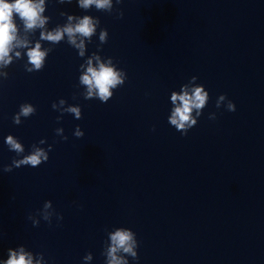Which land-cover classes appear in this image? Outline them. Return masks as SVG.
<instances>
[{"label":"clouds","instance_id":"obj_1","mask_svg":"<svg viewBox=\"0 0 264 264\" xmlns=\"http://www.w3.org/2000/svg\"><path fill=\"white\" fill-rule=\"evenodd\" d=\"M42 4L43 0H40V3H35L34 0H0V62L5 64L10 62V57L8 59H5V57H8L10 45L15 39V33L17 31L13 19L14 14L18 15V17L24 21L27 29H33L37 26L42 27L45 22L40 16V13L43 11ZM93 4H95L98 9L111 10L112 7L111 0H80V5L83 8H87ZM122 15L123 13H120V16ZM69 19L71 20L72 18L69 17ZM94 31L95 25L92 19L85 16L75 27L68 25L63 30H57L54 33H42L41 38L58 42L63 38L64 33H67L70 43L83 49V41L81 40V42L77 44L74 38L75 34L79 33L83 37H91ZM106 35V32L101 33V41L105 40ZM81 54H83V52H81ZM17 55H19V53H17ZM27 55L34 68L36 70L41 69L45 52L40 50V45L37 44L35 48L29 50ZM88 63V74L81 77V82L88 86L87 96L92 97L95 94L98 95L102 101H107L112 95L110 89L115 88L117 85H122L124 80L121 74L111 66H106L101 63L97 69L91 66V60H89ZM208 98L209 93L206 92L203 87L193 88L191 94H189L186 88L182 89V92L179 94L173 93L171 96L173 103L175 104L179 101V104H177L172 112L169 121L170 124L175 126L176 130L183 135H187L188 131L197 124V120L191 116L192 109H196L197 116H199V110L205 107ZM225 98V95H221L219 100L223 101ZM61 103H63V101H61ZM216 107H220L219 102H217ZM227 108L230 112L236 110V106L231 100L228 102ZM69 111L75 113L79 118V109L71 108ZM33 112L34 109L31 105H22L20 113L14 117V122L19 124L21 115L27 117ZM212 119H215V117ZM76 135L80 136L82 133L78 131ZM6 143L9 145L10 150H14L17 153H21L24 150L22 145L12 136L7 137ZM42 161L47 162L48 156L42 149H36L32 154L21 160H14L13 164L16 167H20L21 165H31L35 167L40 165ZM10 170V168H5V171ZM48 206V204L45 205V207ZM110 239L111 245L107 249L108 264H128L127 260L124 259L123 256H118L117 253H124L130 255L134 259H138L136 251L138 243L134 238L133 231L118 229L111 233ZM90 258V255L85 257V259ZM3 264H33V262L31 256L21 249L19 253L9 250V258L5 260Z\"/></svg>","mask_w":264,"mask_h":264}]
</instances>
